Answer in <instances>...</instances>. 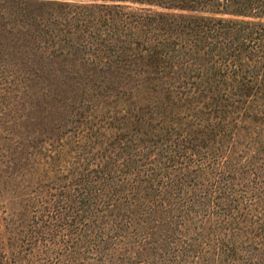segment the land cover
Returning <instances> with one entry per match:
<instances>
[{"label":"trees","instance_id":"trees-1","mask_svg":"<svg viewBox=\"0 0 264 264\" xmlns=\"http://www.w3.org/2000/svg\"><path fill=\"white\" fill-rule=\"evenodd\" d=\"M0 81L90 104L84 164L39 142L7 264H264V0H0Z\"/></svg>","mask_w":264,"mask_h":264},{"label":"rangeland","instance_id":"rangeland-1","mask_svg":"<svg viewBox=\"0 0 264 264\" xmlns=\"http://www.w3.org/2000/svg\"><path fill=\"white\" fill-rule=\"evenodd\" d=\"M41 87L30 82L6 84L0 81V264L8 263L6 253L4 254V251L8 250L7 243H13V240L15 243L18 242L17 239L26 230L30 216L26 210L29 209L28 205L32 204V191L36 179L44 182V172L37 170L35 164L39 142L43 147H48L46 144H51L61 134L65 136L62 138L69 137L66 145L68 159L70 161L78 159L82 164L85 162L80 159L86 156L84 153L87 146L84 142L69 143L70 136L73 137L75 132L83 133L84 130L86 133L84 135L91 134V131L87 130L90 124L85 123L86 119L80 121V124L70 123L73 119L69 113L70 105L77 97L80 99L82 95L80 87L74 83L43 86L51 94L41 90ZM82 98L85 111L86 105L90 104L86 103L88 97L82 95ZM126 99L127 97H124L122 101L124 106L134 101ZM150 99L152 98H139L137 104L144 108L152 102L153 99ZM102 100L98 104L97 112L100 114L104 110L112 109V105H107L109 99ZM85 116L90 117V115ZM63 122H65L64 126ZM60 125L63 126L61 129L58 128ZM116 126L117 122L113 121L108 131L106 128V135L102 139L107 140L105 144L112 139L110 135L117 132ZM131 128L129 126L127 129L118 130V133H129ZM47 169L46 179L51 184L65 181L64 178L58 179L60 175L57 176L56 166ZM9 222L12 224L10 228Z\"/></svg>","mask_w":264,"mask_h":264}]
</instances>
